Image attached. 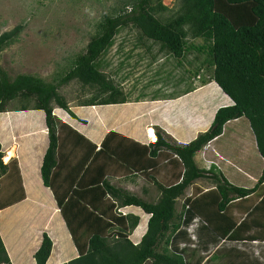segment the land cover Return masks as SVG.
Returning <instances> with one entry per match:
<instances>
[{"label": "trees", "instance_id": "16d2710c", "mask_svg": "<svg viewBox=\"0 0 264 264\" xmlns=\"http://www.w3.org/2000/svg\"><path fill=\"white\" fill-rule=\"evenodd\" d=\"M178 3L175 10L163 0H119V7L96 24L86 47L52 81L29 73L11 76L0 63V113L20 99L21 106L12 110H40L45 114L48 146L40 173L47 188H51L55 173L59 175L55 170L59 166L58 119L53 103L74 115L59 89L77 80L90 93L80 102L84 106L124 104L129 100L120 82L103 69L108 66L104 58L124 29L139 31L134 49L145 46V40L160 45L159 51L174 58L176 66L183 67L185 73L202 77V85L214 82L232 100V104L217 109L207 131L189 142L174 144L163 132H157L155 141L132 143L124 150L126 155L120 162L135 176L148 173L151 167L156 169L163 151L176 156L181 166L176 174L179 181L167 185L160 176L149 175L160 193L158 200H146L107 179L88 182L84 179L85 170L80 182L85 184H71L55 203L71 235V245L63 248L48 232H43L34 264H48L56 249L63 250L61 264H264V247L258 245L260 253L255 252V245L264 239L258 235V228L264 229V166L262 173L256 174L254 156L248 153L256 152V160L264 163V0ZM23 27L19 24L3 32L0 50L13 43ZM146 47L151 53L152 45ZM189 54L194 55L195 63L188 60ZM231 123L242 129L241 134L249 130L253 145L246 147L247 152L238 150L240 153L228 163L227 155L224 158L220 151V141ZM72 133L78 135L76 147L89 143L83 162L85 155L88 158L90 151H96V144L75 129ZM208 145L214 151L209 159L212 163L209 168L200 167L196 155ZM1 157L0 152V169L5 173L8 165L3 164ZM226 163L249 169H244L242 177H230L225 174ZM22 170L17 168L12 175L18 177L19 185L1 208L33 197L25 192L20 179ZM198 180H208L211 186L205 191L197 188L196 196L185 197L179 205V199ZM143 192L148 194V187ZM128 207L141 208L149 215L147 230L139 243L130 236L140 224V216L122 212ZM227 243L230 245L224 248ZM0 264H13L1 233Z\"/></svg>", "mask_w": 264, "mask_h": 264}, {"label": "rangeland", "instance_id": "374dc122", "mask_svg": "<svg viewBox=\"0 0 264 264\" xmlns=\"http://www.w3.org/2000/svg\"><path fill=\"white\" fill-rule=\"evenodd\" d=\"M163 3L175 10L179 6L178 0H163ZM118 4L119 0H0V35L19 24L24 25L15 41L0 50L2 67L11 76L29 73L52 81L86 47L96 24L114 8H118ZM138 35L136 29L122 30L104 58L108 65L103 68L104 71L111 73L129 96L126 103L84 106L80 102L90 93L77 80L59 89L74 115L53 103L54 114L58 119L59 166L56 172L59 171V175L55 173L51 188L44 187L39 172L48 145L44 112L12 110L23 103V100L17 99L8 104V111L0 113L1 160L8 165L5 173H1L0 169V206L18 188V177L12 176L16 174L17 168L19 171L23 169L20 179L25 192L33 196L30 200L24 199L6 208L0 207V233L13 264L22 262V259L26 261L24 264L33 262L43 232H48L63 248L71 245V235L60 211H56L58 206L53 205L59 195L63 198L71 184L74 187L85 184H80L85 170L84 179L88 182L95 178L107 179L146 200H158L160 193L149 175L160 176L167 185L179 181L180 176L176 178V174L180 173L181 166L176 156L163 151L157 159L159 165L156 169L151 167L148 173L140 172L135 176L120 162V158L126 155V152L123 154L124 150L132 143L143 145L155 141L157 132H163L174 144L189 142L207 131L213 124L217 109L228 104V96L223 94L217 84L210 83L203 87L202 77L185 73L183 67L176 66L174 58L159 51L160 45L145 40V46L134 49ZM148 45H152L151 53L147 51ZM153 54L156 57L153 58ZM187 58L192 60L194 55L189 54ZM188 90L191 91L184 94ZM236 125H227V133L220 141V151L224 158L227 155L228 163L240 153L238 150L247 152L249 149L246 147L253 145L249 140V144L245 143L246 139L252 137L250 131L244 130L241 134L242 129ZM149 128L154 129L155 139L149 134ZM72 129L96 144V151H90V156L85 157V165L75 162L81 160L84 152L88 151L89 143L84 140L76 147L74 143L78 135L72 133ZM211 146H206L196 155L200 167H210L212 162L209 159L214 154ZM10 149H14V154L8 158ZM233 150L235 153H232ZM248 153L254 156V172L262 173L264 163L256 160L259 159L258 154ZM170 159L176 161L175 165L173 160L169 163ZM227 166H224L225 174L230 177H242L246 172L244 169H249L247 166L244 169ZM207 182L196 181L186 195L179 199V205L183 204L185 197L196 196L197 188L204 191L209 189L211 184ZM56 187L59 189L55 190ZM144 187H148V194L143 192ZM123 210L124 213L132 212L140 216V224L130 236L138 243L141 238L139 233L146 231L149 215L137 207ZM258 235L264 236L263 228H258ZM260 244L264 247V239L255 247ZM229 245L225 244L224 248ZM255 252L260 253L259 246ZM58 253V249L54 250L48 264H58ZM250 254L252 256V252Z\"/></svg>", "mask_w": 264, "mask_h": 264}, {"label": "crops", "instance_id": "0c3cea01", "mask_svg": "<svg viewBox=\"0 0 264 264\" xmlns=\"http://www.w3.org/2000/svg\"><path fill=\"white\" fill-rule=\"evenodd\" d=\"M231 101L229 100L228 101V103H230ZM45 115V114H44ZM248 140H251V137H249V139ZM247 141V140H246ZM246 144H249V141H247V142H245ZM48 146V145H47ZM47 149V148H46ZM249 149H250V147H249ZM59 150V149H58ZM46 151V150H45ZM45 154V153H44ZM58 154H59V151H58ZM43 156V155H42ZM82 160V159H81ZM81 160H79V161H77V162H75L76 164H79V163H81V164H86V161H85V156H84V158H83V162L81 161ZM42 161H43V159H42ZM42 165V164H41ZM56 170V169H55ZM39 172H40V169H39ZM58 174H59V171L57 172ZM40 176H41V173H40ZM27 181H29V179H27ZM27 198H30L29 196L27 197ZM262 199V198H261ZM54 207H56V204L55 205H53ZM55 209V208H54ZM56 211H59V209L58 208H56ZM139 237V236H138ZM63 253V250H59V253H58V256H59V260H58V264H61L62 263V258L60 259V257H61V254ZM53 255V254H52ZM34 257H33V262L31 263V264H34ZM26 261H23V259H22V262H19V263H17V264H24ZM16 263V262H15Z\"/></svg>", "mask_w": 264, "mask_h": 264}, {"label": "bare ground", "instance_id": "6f19581e", "mask_svg": "<svg viewBox=\"0 0 264 264\" xmlns=\"http://www.w3.org/2000/svg\"><path fill=\"white\" fill-rule=\"evenodd\" d=\"M149 134L152 136V138L155 139V133H154V129L149 128ZM14 148V147H13ZM14 154V149H10L9 153H8V158L12 157Z\"/></svg>", "mask_w": 264, "mask_h": 264}, {"label": "clouds", "instance_id": "9594fccd", "mask_svg": "<svg viewBox=\"0 0 264 264\" xmlns=\"http://www.w3.org/2000/svg\"><path fill=\"white\" fill-rule=\"evenodd\" d=\"M212 83H214V82H212ZM210 84V83H209ZM202 85V84H201ZM206 85H208V84H206ZM206 85H202L203 87L204 86H206ZM222 91V90H221ZM224 94V93H223ZM226 95V94H225ZM227 96V95H226ZM228 98H229V100L231 101L230 103H228V104H226V105H229V104H232V100L230 99V97L228 96ZM5 113V112H4ZM48 130V129H47ZM209 146V145H208ZM138 208V207H137ZM59 209V208H58ZM60 211V210H59ZM122 212H124V210H122ZM146 214V213H145ZM139 226V225H138ZM144 230H145V228H144ZM146 230H147V227H146ZM146 232V231H145ZM145 233L143 232L142 234H140L139 233V236H141V238H142V236L144 235ZM137 235H138V233H137ZM137 238H139L138 236H137ZM141 238H140V240H141ZM140 242V241H139ZM138 242V243H139ZM40 246V245H39ZM39 248V247H38ZM37 248V249H38ZM34 257V256H33Z\"/></svg>", "mask_w": 264, "mask_h": 264}]
</instances>
